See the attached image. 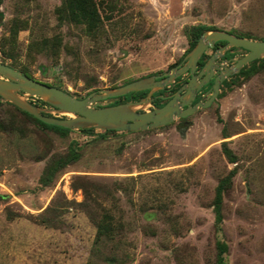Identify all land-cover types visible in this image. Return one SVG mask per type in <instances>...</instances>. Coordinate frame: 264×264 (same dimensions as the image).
<instances>
[{
  "label": "rangeland",
  "instance_id": "obj_1",
  "mask_svg": "<svg viewBox=\"0 0 264 264\" xmlns=\"http://www.w3.org/2000/svg\"><path fill=\"white\" fill-rule=\"evenodd\" d=\"M61 3L0 0V61L78 97L168 70L188 51L192 24L264 39V0H96L92 28L63 17ZM219 91L138 130L61 132L1 100L0 264H264V68ZM72 140L80 157L42 185ZM231 169L217 222L215 188ZM104 210L114 233L97 239L92 218Z\"/></svg>",
  "mask_w": 264,
  "mask_h": 264
},
{
  "label": "water",
  "instance_id": "obj_2",
  "mask_svg": "<svg viewBox=\"0 0 264 264\" xmlns=\"http://www.w3.org/2000/svg\"><path fill=\"white\" fill-rule=\"evenodd\" d=\"M218 40H225V42L216 46L201 68L195 72L204 51L208 47H213ZM233 46H240L246 51L238 57L231 56L223 61H216ZM263 57L264 39L238 35L221 28H207L202 31L197 42L186 52L179 64L172 65L162 73H151L117 86L92 90L82 97L75 96L59 86L39 80L0 61V100L9 101L47 123L67 128L99 127L138 130L164 125L178 117L195 112L199 107L208 106L217 96L223 79L238 72L246 63ZM228 61L232 62L227 64ZM187 70L189 79L175 90L173 96L160 106L146 107L151 103L152 93L155 90L173 83L178 75ZM216 70L219 72L214 75L210 96L190 104L196 91L209 81ZM142 89H149V91L141 98L101 105L102 99L107 97ZM33 95L43 99L49 105L40 106L34 103L29 99V96ZM58 112H71L72 116H58L56 115Z\"/></svg>",
  "mask_w": 264,
  "mask_h": 264
},
{
  "label": "trees",
  "instance_id": "obj_3",
  "mask_svg": "<svg viewBox=\"0 0 264 264\" xmlns=\"http://www.w3.org/2000/svg\"><path fill=\"white\" fill-rule=\"evenodd\" d=\"M60 11L63 14V17L72 19L74 21L86 22L90 28L94 27L93 25L95 23H97L99 20H101L99 10L97 8L96 0H62V3L60 5ZM207 28H219V27H217L215 25H207L205 23H198V24H192L189 27L185 28V33H186L187 37L189 38L188 50L194 46V44L197 42L202 31L207 29ZM230 32H233V31H230ZM233 33H235V32H233ZM235 34H237V33H235ZM238 35H244V36L252 37L250 34H247V33H239ZM218 41H219L218 43H222L224 40H218ZM241 49L246 51V49H244L240 46H233L227 51V53H225L224 56L225 57H227L228 55L231 56L235 52H237L238 50H241ZM207 56H208V54L204 52V54L202 55V60L200 61V64L203 63V61L206 59ZM262 68H264V57L263 58H256V59L246 63L245 65H243L238 72L232 74L233 76L226 77L223 80L222 85L225 87H231L234 83L242 82L243 79L249 78L252 74L256 73L257 71H259ZM30 76H32V75H30ZM241 77H242V79H241ZM128 80H132V79H128ZM47 83H49V82H47ZM49 84H51V83H49ZM146 92H147V89L130 91L126 94H122V95L117 96V99L115 100V102L126 100V99H128V96H130V95L133 98H138V97L141 98L142 96H144L146 94ZM221 94H222V91L219 92L218 96H220ZM39 99H40V102L42 104L49 105L43 99H41V98H39ZM160 99H161L160 97H157L158 104H159ZM0 102H1V100H0ZM7 102L12 104L9 101H7ZM34 103H36V102H34ZM12 105H14V104H12ZM14 106L16 108L20 109L25 114L33 117L35 120L39 121L40 123L47 125V126H51L55 129L61 131V132L69 131L71 129V128L61 126V125L47 123V122L33 116L29 112L22 110L18 106H16V105H14ZM48 114L52 115V113H48ZM218 119H219V117H218ZM93 128L94 127H82L79 129L82 131L88 132V131H91ZM105 130L111 131V130H116V129H105ZM222 134L224 137L229 135L225 126H223V128H222ZM223 150L225 151V153L227 154L228 158L231 161L236 160V154L233 152V150L230 147L225 145V142H223ZM80 154H81L80 153V147L77 146L76 141L72 140L69 143L67 152L57 153L56 155L52 156L48 160V162L46 163V165L44 166V168L40 174L39 182L42 185L49 184L54 179L56 173L61 168H63L66 164L77 160L80 157ZM233 171H234V169H231L228 172V174L223 176L215 188V195H214L213 203H214V211H215V220L217 222H220L222 219V210H221L222 192L225 188V185H227L230 182L231 176L233 175ZM103 189H104L103 191H106L109 193V191H108L109 189H107V188H103ZM85 192H86V195L88 196L89 190L86 187H85ZM4 196H6V194L0 193V198H2ZM112 218H113L112 214L107 210H104L98 217L92 218L95 225H96V229H97V239L102 237V236L104 237V239H110L112 237V235L114 233V228H115L112 224ZM217 247H218L217 262L221 263L223 261V252H225L227 249V244L224 241L218 242Z\"/></svg>",
  "mask_w": 264,
  "mask_h": 264
},
{
  "label": "flooded vegetation",
  "instance_id": "obj_4",
  "mask_svg": "<svg viewBox=\"0 0 264 264\" xmlns=\"http://www.w3.org/2000/svg\"><path fill=\"white\" fill-rule=\"evenodd\" d=\"M219 41H216L215 42V45L213 46V47H211L212 48V51H211V53L214 51V49H215V47H216V45L218 46V45H221V44H223L224 42H225V40L222 42V43H218ZM209 48V47H208ZM228 51V50H227ZM227 51H226V53H227ZM205 53H207L206 52V50L204 51ZM245 52V50H243L242 52H240L239 51V53H244ZM210 53V54H211ZM237 52H235L233 55H231V56H235V54H236ZM204 54V53H203ZM208 54V56L210 55L209 53H207ZM207 56V57H208ZM231 56H227V57H225V56H222L221 57V59L222 60H225L226 58H229V57H231ZM206 57V58H207ZM183 60V59H182ZM182 60H180L179 62H176L174 65H176V64H179ZM202 60V56L200 57V59H199V61H198V64H197V67H196V70H195V72H197L200 68H201V66L203 65V63H204V61L206 60H204L203 61V63L202 64H200V61ZM216 61L217 62H220L221 60L219 59V57L216 59ZM232 61H228L227 62V64H229V63H231ZM219 72V70H216L215 71V73L210 77V79H209V81L207 82V83H205L204 85H202L197 91H196V93H195V95H194V97L191 99V101H190V104H193L194 102H196V101H198V100H205L207 97H209L210 96V94H211V92H212V89H211V86H212V84H213V80H214V75L215 74H217ZM162 73V72H161ZM234 74V73H233ZM145 76V75H144ZM228 76H233L232 74L231 75H228ZM227 76V77H228ZM141 77V76H140ZM189 77H190V75H189V71L187 70V71H185L184 73H182V74H180V75H178L176 78H175V80H174V82L173 83H171V84H167V85H165L163 88H161V89H157V90H155L153 93H152V99H151V106H150V108H152V107H154V106H160V105H162V104H164L171 96H173V93L175 92V90L178 88V87H180L181 85H182V83H184L186 80H188L189 79ZM136 78H138V77H136ZM134 79V78H133ZM224 80V79H223ZM223 80H222V82H221V84H220V88L223 86L222 85V83H223ZM209 90V91H208ZM148 91H149V89H147V92H146V94L148 93ZM183 90H181V92H182ZM220 92V91H219ZM219 92H218V94H219ZM145 94V95H146ZM218 94H217V96H218ZM144 95V96H145ZM216 96V97H217ZM143 97V96H142ZM157 97H160L161 99L159 100V104H158V100H157ZM215 97V98H216ZM138 98H140V97H138ZM138 98H130V99H138ZM214 98V99H215ZM214 99H213V101H214ZM129 100V99H128ZM115 101V100H114ZM111 102V103H116V102ZM123 101H126V100H123ZM212 101V102H213ZM118 102H121V101H118ZM211 104V103H210ZM183 106H186V105H183ZM182 117V116H181ZM178 118H180V117H178Z\"/></svg>",
  "mask_w": 264,
  "mask_h": 264
},
{
  "label": "bare ground",
  "instance_id": "obj_5",
  "mask_svg": "<svg viewBox=\"0 0 264 264\" xmlns=\"http://www.w3.org/2000/svg\"><path fill=\"white\" fill-rule=\"evenodd\" d=\"M67 114H69V116H72V113L71 112H67Z\"/></svg>",
  "mask_w": 264,
  "mask_h": 264
}]
</instances>
